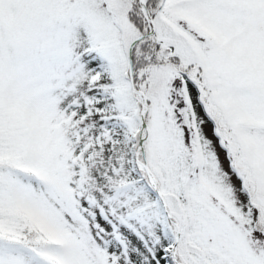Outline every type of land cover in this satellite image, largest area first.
Returning a JSON list of instances; mask_svg holds the SVG:
<instances>
[{"label":"snow or ice","instance_id":"obj_1","mask_svg":"<svg viewBox=\"0 0 264 264\" xmlns=\"http://www.w3.org/2000/svg\"><path fill=\"white\" fill-rule=\"evenodd\" d=\"M0 264H264V0H0Z\"/></svg>","mask_w":264,"mask_h":264},{"label":"rangeland","instance_id":"obj_2","mask_svg":"<svg viewBox=\"0 0 264 264\" xmlns=\"http://www.w3.org/2000/svg\"><path fill=\"white\" fill-rule=\"evenodd\" d=\"M210 134V133H209ZM221 158L223 159V154L221 153ZM225 166H226V162H225Z\"/></svg>","mask_w":264,"mask_h":264}]
</instances>
